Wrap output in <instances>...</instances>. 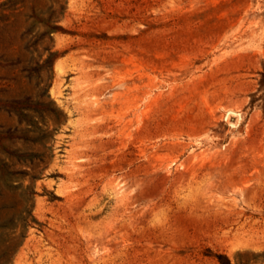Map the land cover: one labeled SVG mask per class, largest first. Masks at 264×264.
<instances>
[{"label":"rangeland","instance_id":"1","mask_svg":"<svg viewBox=\"0 0 264 264\" xmlns=\"http://www.w3.org/2000/svg\"><path fill=\"white\" fill-rule=\"evenodd\" d=\"M264 0H0V264H264Z\"/></svg>","mask_w":264,"mask_h":264},{"label":"trees","instance_id":"2","mask_svg":"<svg viewBox=\"0 0 264 264\" xmlns=\"http://www.w3.org/2000/svg\"><path fill=\"white\" fill-rule=\"evenodd\" d=\"M259 89L262 90V95L264 96V67L259 71ZM219 264H235L231 261L230 257L225 253H216L215 254Z\"/></svg>","mask_w":264,"mask_h":264}]
</instances>
